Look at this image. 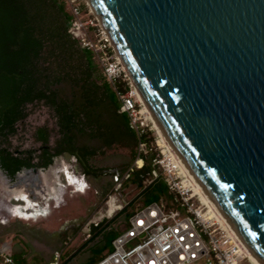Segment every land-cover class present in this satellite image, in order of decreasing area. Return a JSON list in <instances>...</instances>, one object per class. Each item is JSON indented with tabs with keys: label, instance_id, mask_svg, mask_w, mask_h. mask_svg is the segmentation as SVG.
I'll list each match as a JSON object with an SVG mask.
<instances>
[{
	"label": "water",
	"instance_id": "water-1",
	"mask_svg": "<svg viewBox=\"0 0 264 264\" xmlns=\"http://www.w3.org/2000/svg\"><path fill=\"white\" fill-rule=\"evenodd\" d=\"M87 2L185 173L264 264V0Z\"/></svg>",
	"mask_w": 264,
	"mask_h": 264
},
{
	"label": "trees",
	"instance_id": "trees-1",
	"mask_svg": "<svg viewBox=\"0 0 264 264\" xmlns=\"http://www.w3.org/2000/svg\"><path fill=\"white\" fill-rule=\"evenodd\" d=\"M71 20L63 0H0V169L13 178L21 168L45 169L55 159L69 155L86 165V174L96 176L99 170L89 161L122 148L130 152V162L142 161L126 180L141 193L120 212L124 219L162 200L168 207H176L177 199L165 178L153 179V154L147 158L137 151L139 143L148 146V133L138 137L127 114L120 110L117 93L128 88L122 82L111 86L102 77L92 54L70 35ZM36 110H44L54 127L35 128L31 137L38 148L14 155L8 150L9 140ZM130 168V164L119 167L115 179ZM149 180L152 182L145 186ZM137 203L140 206L134 209ZM110 224L92 227L101 242L89 249L90 257L83 264H95L111 250V242L120 232Z\"/></svg>",
	"mask_w": 264,
	"mask_h": 264
},
{
	"label": "built area",
	"instance_id": "built-area-1",
	"mask_svg": "<svg viewBox=\"0 0 264 264\" xmlns=\"http://www.w3.org/2000/svg\"><path fill=\"white\" fill-rule=\"evenodd\" d=\"M63 1L72 19L69 29L72 38L78 41L82 49L92 54L102 77L111 86L122 82L128 88L124 93H117L120 110L127 114L130 128L141 137L147 132V114L143 112V106L135 93L136 87L107 32L87 0ZM138 146V153L143 154L141 151L146 145L139 143ZM163 155V152L160 155L153 154L151 164L160 170L159 173H153V179L159 175L166 176L168 188L177 199V206L168 207L159 201L137 210L124 220L127 228L120 231L111 242V250L95 264H252L247 250L209 208L204 206L206 210L203 212L202 207L196 206L190 197L185 196L183 187L175 182L177 176L174 172H180L175 159L169 152L167 156ZM141 165L132 166L124 174V179L129 178L133 168H140ZM151 182L149 180L146 183L149 185ZM121 210V206L113 205L108 217H115ZM0 264H15L11 254L4 249L0 251ZM47 264H64L61 254L56 253Z\"/></svg>",
	"mask_w": 264,
	"mask_h": 264
},
{
	"label": "rangeland",
	"instance_id": "rangeland-1",
	"mask_svg": "<svg viewBox=\"0 0 264 264\" xmlns=\"http://www.w3.org/2000/svg\"><path fill=\"white\" fill-rule=\"evenodd\" d=\"M44 125L49 128L54 127L53 121L44 110L34 111L23 124L18 125L17 134L11 138L9 148L13 151L38 148L39 145L31 137L32 132L35 128ZM145 125L147 138L150 141L141 152L144 154L145 151L147 158L151 154L160 155L161 152L164 157L168 152L171 155L167 147L159 141L160 138L149 119L146 120ZM139 149L138 146L137 151ZM136 161L137 159L130 162V152L122 148L106 151L104 155L93 158L89 161V165L99 170L98 174L84 177L85 188L80 193L74 192L73 187L67 186L63 176L57 172L56 179L63 186L65 185L62 204L54 208L51 201L47 202L50 211L45 217L24 219L0 212V251L4 249L9 252L15 264H47L52 261L56 253L61 254L64 264L85 263L90 257L89 249L101 242V236H96L92 227L107 226L111 222L110 228L117 232L127 228L124 224V215L120 212L138 197L141 189L136 184L126 181L124 175L116 180L111 171L127 164L131 167L137 166ZM55 163L57 165L55 169L58 165L64 164L68 167V171L76 176L83 173L81 164L75 162L69 155H63ZM179 170L182 171L180 168ZM156 171L160 172L158 169ZM180 172H174L177 176L175 182L179 187H183L185 196L190 197L192 202L202 207L205 212L206 208L198 202L193 187L188 186L185 182L186 177ZM146 182H144L145 186ZM108 203H113L114 207L121 206L122 210L116 213L115 217H108L110 214L107 213ZM163 203L165 204L164 201ZM11 204L21 203L11 201ZM139 206L140 204H135L134 209Z\"/></svg>",
	"mask_w": 264,
	"mask_h": 264
},
{
	"label": "flooded vegetation",
	"instance_id": "flooded-vegetation-1",
	"mask_svg": "<svg viewBox=\"0 0 264 264\" xmlns=\"http://www.w3.org/2000/svg\"><path fill=\"white\" fill-rule=\"evenodd\" d=\"M14 137V136H13ZM11 140V138H10ZM9 140V141H10ZM39 145V144H38ZM10 152L17 155L21 151H13L10 148ZM30 151L31 149H27ZM22 150V151H27ZM38 151V150H37ZM60 159V157L58 158ZM54 162L43 169L40 167L21 168L13 178L8 177L7 174L0 169V212H4L5 215L19 216V217H45L49 213L47 202L51 201L53 207L57 208L62 204V197L64 193V187L56 179L55 174L59 172L67 186L73 187V191L80 193L81 184L84 183V177L91 174L85 173V164H82L78 159L72 157V159L81 164L83 173L76 176L68 171L66 165H58L55 169ZM36 159L32 162L36 163ZM37 170V174L27 175V170ZM42 172L43 176L39 173ZM118 170H112L111 174H116ZM11 201L20 202L19 205L11 204Z\"/></svg>",
	"mask_w": 264,
	"mask_h": 264
},
{
	"label": "bare ground",
	"instance_id": "bare-ground-1",
	"mask_svg": "<svg viewBox=\"0 0 264 264\" xmlns=\"http://www.w3.org/2000/svg\"><path fill=\"white\" fill-rule=\"evenodd\" d=\"M98 18V17H97ZM135 93L139 99V101L141 102L142 106H143V112H145L147 114V118L150 120V122L153 124V128L155 129L156 133L158 134L157 136H159L160 138V142L165 146L167 147V149L171 152V150L169 149V147L167 146V144L165 143V141L163 140V138L161 137V135L159 134L138 90L135 88ZM171 155L175 158V156L173 155V153L171 152ZM176 160V164L178 166V168H180L182 171V175L184 177H186V180L185 182L188 184V186H191L193 187L194 191H195V195L198 196V199L199 201L202 203V205L206 206V208H209V211H211V213H213V215H215L220 221L221 223L227 228V226L223 223V221L220 219V217L216 214V212L212 209V207L209 205V203L205 200V198L201 195V193L198 191V189L194 186V184L192 183V181L190 180V178L188 177V175L185 173V171L183 170V168L181 167V165L179 164V162L177 161V159L175 158ZM109 213H112V210H113V205L112 204H109ZM228 229V228H227ZM235 236V235H234ZM236 237V236H235ZM237 238V237H236ZM238 239V238H237ZM238 241L240 242V244L247 250L248 252V255H249V260L252 264H261L258 260L255 259V257L252 255V253L249 251V249L238 239Z\"/></svg>",
	"mask_w": 264,
	"mask_h": 264
},
{
	"label": "crops",
	"instance_id": "crops-1",
	"mask_svg": "<svg viewBox=\"0 0 264 264\" xmlns=\"http://www.w3.org/2000/svg\"><path fill=\"white\" fill-rule=\"evenodd\" d=\"M79 188H81V190L83 189V188H85V184L84 183H82L81 184V187H79ZM19 217V216H18ZM20 218H24V219H29V218H32V217H20ZM37 217H34V218H32V219H36Z\"/></svg>",
	"mask_w": 264,
	"mask_h": 264
}]
</instances>
